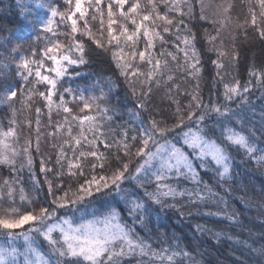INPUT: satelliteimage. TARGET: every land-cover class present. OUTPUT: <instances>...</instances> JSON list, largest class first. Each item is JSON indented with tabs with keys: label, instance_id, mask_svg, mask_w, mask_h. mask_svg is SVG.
I'll return each mask as SVG.
<instances>
[{
	"label": "snow or ice",
	"instance_id": "snow-or-ice-1",
	"mask_svg": "<svg viewBox=\"0 0 264 264\" xmlns=\"http://www.w3.org/2000/svg\"><path fill=\"white\" fill-rule=\"evenodd\" d=\"M16 4L20 15L30 11ZM47 7L34 40L0 46L8 69L0 71V169H8L0 175V236L8 238L0 264H203L160 223L167 212L213 217L221 223L193 227L216 242L243 227L229 196L241 182L237 168L264 175V66L249 63L240 78L238 39L264 44V0ZM98 50L123 78L128 120L114 122L123 113L108 102L112 76L94 85L99 95L65 86ZM17 191L24 211L14 206ZM240 200L254 206L247 193ZM245 246L264 264V244Z\"/></svg>",
	"mask_w": 264,
	"mask_h": 264
},
{
	"label": "trees",
	"instance_id": "trees-1",
	"mask_svg": "<svg viewBox=\"0 0 264 264\" xmlns=\"http://www.w3.org/2000/svg\"><path fill=\"white\" fill-rule=\"evenodd\" d=\"M47 5L62 6L63 0H42L40 6H37L33 0H23V7L30 9V11H24V15H20L21 6L16 4V0H0V46L4 45L6 41L11 42L9 44L10 48L16 43L34 40L37 33L42 29V22L50 16ZM27 18H31L37 23L35 25L29 23ZM192 23H195V21ZM204 26L208 27L206 24ZM60 39L67 40V37H60ZM84 40L87 41V37ZM87 42L91 43L90 41ZM238 45L241 53L238 71L240 78L243 80L246 78V66L249 63H254L257 67L264 66V44L244 43L242 39H238ZM40 46L42 47V44ZM92 47H95V45H92ZM200 47H202V44ZM98 51L100 55L92 56L86 66L75 68V71L80 72L79 76L64 78L65 86H71L78 91H84L86 95L89 92L99 95L100 89L99 87H94V85L98 83L102 85L104 77L112 76L115 87L108 97V102L111 105H115L123 113L122 117L116 115L114 122H119L121 119L128 120L130 117L126 109L132 107V101L128 99L123 78L119 77L118 74H114L115 66L111 62L110 54L104 53L103 50ZM25 54L27 53L20 52L13 55L18 59L20 55ZM4 63L5 61L0 57V71L7 72L8 69L3 66ZM205 67V83L203 88L204 96L207 98L208 81H210L213 71L210 64L206 63ZM12 70H15L14 64L12 65ZM104 90L107 92L106 85H104ZM257 95H259V92H257ZM257 107H259V102H257ZM0 118H3L2 112H0ZM3 123L6 125L7 120H3ZM36 168L38 171L39 158L36 160ZM236 171L241 173V182L239 187L230 194L229 201L243 213L240 217L243 227L234 226L226 228L224 230L225 235L221 237L219 242H216L207 235L195 232L193 227L196 223H206L209 226L214 224L219 225L221 222L213 217L202 215L181 217L178 213L167 212L160 223V227L165 231L170 234L175 232L180 237L182 246L187 245L193 251L194 257L202 260L203 264H262L258 255L250 251V247H246L245 244L247 243L249 246L256 247L264 244V223L261 222L264 220V215L260 212L261 198L264 197V188H262L264 186V175H260L254 171H246L243 167L237 168ZM7 174V168L0 169V175L6 178ZM23 175L27 179V171ZM40 179L42 180L43 177H40ZM29 193L32 194L30 186ZM245 193L254 201V206L250 209H246L240 200ZM7 206V203L3 205V207ZM14 206H18L20 211H24L25 207H27V202L19 200L18 191L16 205ZM209 207L215 210L211 205L204 206L205 209ZM187 211L188 209H185V212ZM217 230H219V227H217ZM228 236H232L233 239L229 240ZM159 246V244L154 245L157 248ZM132 264H135L134 259Z\"/></svg>",
	"mask_w": 264,
	"mask_h": 264
},
{
	"label": "rangeland",
	"instance_id": "rangeland-1",
	"mask_svg": "<svg viewBox=\"0 0 264 264\" xmlns=\"http://www.w3.org/2000/svg\"><path fill=\"white\" fill-rule=\"evenodd\" d=\"M27 225H24L23 228H26ZM23 229H17L15 231H21ZM7 237L4 236H0V247L2 246H7ZM15 245H22L23 244V240L22 239H17L16 241L13 242Z\"/></svg>",
	"mask_w": 264,
	"mask_h": 264
}]
</instances>
